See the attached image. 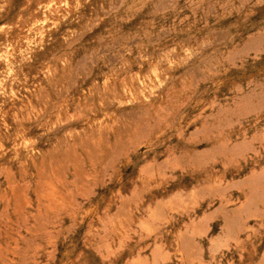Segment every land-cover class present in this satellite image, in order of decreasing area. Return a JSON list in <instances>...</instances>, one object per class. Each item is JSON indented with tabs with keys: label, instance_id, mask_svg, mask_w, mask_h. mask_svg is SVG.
Here are the masks:
<instances>
[{
	"label": "rangeland",
	"instance_id": "374dc122",
	"mask_svg": "<svg viewBox=\"0 0 264 264\" xmlns=\"http://www.w3.org/2000/svg\"><path fill=\"white\" fill-rule=\"evenodd\" d=\"M0 264H264V0H0Z\"/></svg>",
	"mask_w": 264,
	"mask_h": 264
},
{
	"label": "bare ground",
	"instance_id": "6f19581e",
	"mask_svg": "<svg viewBox=\"0 0 264 264\" xmlns=\"http://www.w3.org/2000/svg\"><path fill=\"white\" fill-rule=\"evenodd\" d=\"M258 30V29H257ZM246 40V39H245ZM20 198V197H19ZM22 214V213H21ZM40 245V244H39Z\"/></svg>",
	"mask_w": 264,
	"mask_h": 264
}]
</instances>
